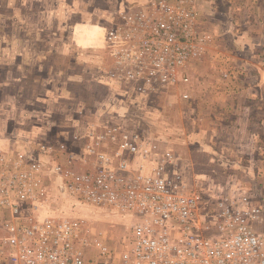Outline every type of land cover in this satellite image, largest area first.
Masks as SVG:
<instances>
[{
	"label": "rangeland",
	"instance_id": "obj_1",
	"mask_svg": "<svg viewBox=\"0 0 264 264\" xmlns=\"http://www.w3.org/2000/svg\"><path fill=\"white\" fill-rule=\"evenodd\" d=\"M254 2L0 0V147L13 152L19 144L23 150L34 151L50 146L44 154H39V158L47 168L50 164L58 165L59 158L53 152L57 141L53 138L28 136L25 141H20V137L28 135L26 130L31 132L30 128L43 125L44 108L40 102L45 94L44 85L48 81L50 85L63 82L69 88V95L76 93V100H61L64 110L55 109L54 112L72 113L85 121L89 118L88 130L96 132L97 136L102 134L103 131H99L103 126L111 128L115 125L119 132L136 131L145 136L157 155L168 149L172 151L175 156L172 163H177V168L167 163L164 170L170 178L174 172L179 173L187 189L199 197L197 213L199 219L204 220L202 228L208 230L212 226L208 217L210 209L220 200L232 205L238 204L241 195L257 199L264 195V53L257 60L259 67H253L254 71L244 60L243 65L240 61L238 64L234 60L236 54L228 51L227 59L221 62L225 72L217 70L215 65L210 66L208 60L203 72L198 73L193 61L196 55L204 52L201 35L205 31L198 23L202 20L200 12H207L209 4L222 12L235 5L245 14L244 24H241L239 14L236 24L243 25L246 32L251 24L252 16L248 14ZM182 8L193 15L191 42L196 46L182 69L185 76L178 70L150 74L144 67L140 73L129 74L143 65L137 60L123 61L125 52L137 46L141 37L160 24H173L179 38L182 22L174 24L171 15H177ZM218 10L216 14L219 15ZM214 15L209 13L207 16L213 19ZM11 35L15 40L12 45L7 43V37ZM2 38L6 39L2 41ZM48 50L55 52L45 54ZM220 85L228 90L223 97L215 90ZM203 86H208L207 90H203ZM250 88L256 89V93L246 92L239 96L244 100L242 106L246 107L232 108L233 104L239 103L237 91ZM204 91L208 93V109L201 105L205 99ZM53 93L60 94L58 90L50 94ZM219 96L226 107L217 110L213 105ZM228 96L232 99L230 106ZM57 99L61 98L57 96ZM51 112L48 125L54 134L58 128H65L64 120L67 119L56 121ZM195 113L204 119L199 120ZM219 116L223 121L217 119ZM71 136L67 135L66 148H77L78 155L69 153L68 160L81 168L85 166L86 170L94 156L87 152L85 157L78 150L80 134L75 143L71 142L75 140ZM116 139H111L113 145ZM111 148L109 144L107 149ZM8 151L6 153L15 154ZM62 162H66V156ZM72 173H75L72 168L66 169L65 178ZM50 197L58 206L73 205L58 193L56 185H52ZM79 214H83L98 238H104L114 246L128 225L123 220L105 217L97 210H80ZM109 236L111 241L107 240Z\"/></svg>",
	"mask_w": 264,
	"mask_h": 264
},
{
	"label": "built area",
	"instance_id": "obj_2",
	"mask_svg": "<svg viewBox=\"0 0 264 264\" xmlns=\"http://www.w3.org/2000/svg\"><path fill=\"white\" fill-rule=\"evenodd\" d=\"M171 17L174 24L182 22L180 37L173 24L141 37L123 55V61L143 65L129 74L178 70L185 76L182 69L196 47L193 15L182 8ZM49 149L0 152V264H264V195H241L232 205L220 200L210 209L212 226L204 230L199 197L179 173L170 178L164 170L167 163L177 168L172 151L157 155L138 132L108 127L87 147L92 163L84 172L67 174L61 193L73 205L126 222L114 246L80 215L40 211L48 197L42 173H61L59 165L47 168L39 158Z\"/></svg>",
	"mask_w": 264,
	"mask_h": 264
},
{
	"label": "crops",
	"instance_id": "obj_3",
	"mask_svg": "<svg viewBox=\"0 0 264 264\" xmlns=\"http://www.w3.org/2000/svg\"><path fill=\"white\" fill-rule=\"evenodd\" d=\"M212 5L213 4H209V10L207 12H205V13L200 12L202 14V20L198 23H200V28H204L205 31H202V35H201L202 39H203V41L202 40L201 41H202V44L204 45V47H203L204 49H202V50L204 52H202L200 55L199 54L196 55L194 58V61H193L195 68L198 67V73L203 72V66H204V64H206V62L208 60H210V61H208V63L210 62L209 63L210 66L215 65L217 70H219L222 73L225 72V67L221 64V62L223 63V61L225 59H227L226 54L228 53V51L234 52L236 54V56L234 55L235 56L234 60L238 64L240 61V65H241V63L243 65V60H244L245 62L251 64L252 70H253V67H259L260 64L257 60H260L261 59L260 56L264 53V50H262L263 49L262 44L264 45V39H263L264 38V32H263V26H262V25H264V0H255V2L253 4H251V8H253V9H252V11L249 12V14L247 12V14L251 15L252 19H251V24L248 27L246 32L243 31V30H245V27H243V25H241L243 23V21L245 20V14H243V11L238 10L239 8H237L235 5H233V7L230 5L228 10H226L225 12L218 10L219 8L217 7L216 10H218V12H219V15H218V14H216L217 11L214 10V7ZM209 13H215L213 19H209V16H207ZM238 14L240 16L241 24H239L237 26L235 19L237 18ZM254 19L259 20L260 22L256 23ZM214 25H215V27H213ZM241 26L243 29H241ZM12 37H14V35L7 37V43H9L10 45H12L15 42L14 38H12ZM5 39L6 38H2V41H4ZM48 42L51 43V40H48ZM53 52H55V51L54 50H48L47 52H45V54L48 53V55L49 54L51 55V53H53ZM13 54H14V57H16L17 53L14 52ZM237 55H239V56H237ZM55 72H56V70H55ZM68 86H69V84H68ZM206 87H208V86H203V90H207ZM43 90H45V94L43 95L44 97H43L42 101L40 102L42 104V108H44V110L42 111V118H43L42 123H43V125L41 127H37L36 129L30 128L31 132L26 130V134H28V135L24 136V138L20 137L21 138L20 141H22V140L25 141L28 136H29V138L30 137L33 138L35 136H37V137H45V136L51 137L55 141H57L56 145L54 144L53 152L59 158L58 165L60 166V170H61V172H63V174H64V171L66 169L69 170V167L72 168L75 171V173H78L79 171L85 170V166H84V168H81L78 165L71 163L70 160H68L67 155L69 153L75 154L77 152L76 151L77 148H76V150H74L73 147L66 148V142H67V135H72L71 138H73V136H74L73 139H75V140L71 141L72 143H75L76 140L78 139V137H80L81 138V140H80L81 144L78 145V150L80 151V153H82L83 156L86 157L87 156L86 148L88 146L92 145L94 143V140L97 138L96 132H92V131L88 130V128H89L88 124L91 123L90 119L88 118V120L85 121V120H83L84 118L76 117L72 113L66 114V113H64L65 111L64 112H54L55 109L57 111H63L64 110V109H62V107L64 105H62L63 102H61V100H64L66 102L76 100V96H75L76 93L74 95L73 94L69 95V88L67 89L66 84H64L63 82L54 83V85H50L49 81H48L47 85L46 84L44 85ZM55 90L56 91L58 90L60 92V94H58L57 96L61 99L58 100L55 93H53L52 95L50 94L53 91L55 92ZM215 90H216V92H218L217 94L221 93L222 97L225 94V92L228 91L227 89H225L221 85L216 87ZM256 91H257L256 89L252 90L251 88L247 89V90L242 89L241 92L237 91L236 94H237V97L239 99L238 100L239 103H237V104L232 103L233 104L232 108H234V107L237 109L238 108H241V109L245 108L246 106H244V105L242 106V103H244V100H241L239 98V96L241 94L245 95L246 92H250V93L255 92L256 93ZM207 96H208V93L205 92L204 97H203V98H205V99H203L204 103L201 102V105L204 106V108L208 109L210 107V104H209L210 102H207V100H208ZM222 97L219 96L218 98H216V104L213 105V106H215V108L217 110L221 109L222 107L223 108L226 107V105L224 106L225 102H222ZM230 100H232V99L229 97V100H228L229 106L231 105ZM140 104H142V103H140ZM31 105H33V104H31ZM216 109H214V110H216ZM192 111L193 110H191L190 112H192ZM50 112L52 113V115L54 114L55 117L54 116L53 117H54V120H56V121H63L64 118L67 119V120H64V122L66 123L65 128H61V129L58 128V130L55 131L54 134L52 133L51 127L49 126L50 125L49 124ZM198 112L200 113V110ZM201 112H202V109H201ZM239 113H240V111H239ZM195 114H197L195 116L197 118H199V120L204 119V117L200 118L198 113H195ZM64 116H66V117H64ZM241 117H243V116H241ZM217 119L223 121V118L221 116H219ZM86 123H88V124H86ZM101 126H103V125H101ZM110 127L111 128L115 127V125L110 126ZM70 128H73V129H70ZM107 128H104V126H103V128L100 129L99 133L101 131H103L102 133L106 132ZM77 134H80L81 136L77 137ZM143 137L147 140V138L145 136H143ZM59 143H60V145L64 146V149H60V146H58ZM108 144H110L111 147H114V145L111 143V140L109 141ZM8 150H10V149H5V148L0 147V152L6 153V151H8ZM14 150L15 151H13V152H11V151H8V152L9 153H16L17 151L23 150L22 145L19 144L18 147ZM27 150L30 151L31 149L29 150V148H27ZM32 152H34V149H32ZM76 155H78V154L76 153ZM64 156H66V162L65 163L62 162ZM49 159L51 160V158H49ZM77 159H79V156H77ZM63 174L62 173H59V174L55 173L54 174L53 172H50V171H47V173H42L41 180H42L43 187L47 191L48 197H47V203H45L42 206V209H40V211L42 213L55 215V216H57L58 214H60L62 212H66V213L69 212V213H73L74 215H80L81 217H83V214H79L80 210L81 211H83V210H87V211L92 210L93 211L92 208H84V207L76 206V205L58 206V204L54 203V201H55L54 199H52L51 197L49 198V194L51 192L52 185H56L58 193H61V185H62L64 178H65L63 176ZM64 198L67 200V203L71 202V200L68 199L66 196H64ZM81 213H83V212H81ZM91 215L92 214L89 213L90 217H91ZM107 240L111 241V237L110 236L107 237Z\"/></svg>",
	"mask_w": 264,
	"mask_h": 264
}]
</instances>
